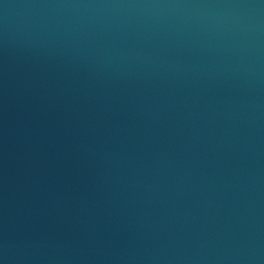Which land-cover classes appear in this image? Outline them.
Here are the masks:
<instances>
[{
	"label": "water",
	"instance_id": "water-1",
	"mask_svg": "<svg viewBox=\"0 0 264 264\" xmlns=\"http://www.w3.org/2000/svg\"><path fill=\"white\" fill-rule=\"evenodd\" d=\"M0 264H264V0H0Z\"/></svg>",
	"mask_w": 264,
	"mask_h": 264
}]
</instances>
